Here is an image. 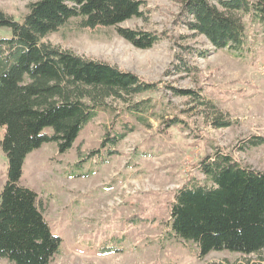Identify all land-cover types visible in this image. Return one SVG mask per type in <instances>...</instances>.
Returning <instances> with one entry per match:
<instances>
[{
  "label": "rangeland",
  "instance_id": "rangeland-1",
  "mask_svg": "<svg viewBox=\"0 0 264 264\" xmlns=\"http://www.w3.org/2000/svg\"><path fill=\"white\" fill-rule=\"evenodd\" d=\"M34 0H0V8L21 20ZM142 17L122 27L163 35L151 48L142 49L122 37L115 26L81 28L72 19L43 38L79 55L98 59L131 71L147 81L162 82L152 99L157 117L150 126L136 123L137 130L118 145V154L83 157L99 148L109 113L90 122L65 153L56 142L29 153L21 183L38 193V200L52 232L62 239L50 264H235L256 255L212 251L199 256L198 245L170 231V210L178 188L208 183L198 168L206 155L221 149L244 167L264 170V30L247 24L243 54L215 50L204 36L181 38L192 32L177 16L173 0H143ZM0 36L9 37L8 28ZM183 45V46H182ZM202 48L205 57L185 52ZM182 57L196 70L180 71ZM193 89L210 100L216 110H203L190 97L178 96L163 85ZM226 114L227 127L215 128L214 119ZM179 117L185 123L167 127L165 120ZM187 125V126H186ZM5 128L0 130L2 139ZM45 133L52 134L47 127ZM81 164V165H79ZM8 159L0 144V191L7 180ZM114 247L117 250L110 251ZM0 259V264H6Z\"/></svg>",
  "mask_w": 264,
  "mask_h": 264
},
{
  "label": "trees",
  "instance_id": "trees-1",
  "mask_svg": "<svg viewBox=\"0 0 264 264\" xmlns=\"http://www.w3.org/2000/svg\"><path fill=\"white\" fill-rule=\"evenodd\" d=\"M173 1L179 5V22L192 32L181 38L204 36L215 50L244 53L248 38L244 17L264 30V0ZM143 5V0H34L21 20L0 8V29L10 30L9 37L0 36V130L5 128L0 144L8 159L7 180L0 191V259L6 264H50L62 244L43 215L38 193L21 183L29 153L49 142H56L60 153L67 152L84 128L106 112L111 120L104 125L99 148L80 154L82 161L98 156L106 161L137 130L136 123L150 126V119L158 116L154 101L140 97L158 91L162 82L147 81L43 38L77 19L81 28L115 26L135 47L148 49L163 35L120 26L142 17ZM185 52L200 57L209 53L191 46H185ZM180 59L178 70H196ZM163 86L190 97L203 110H216L196 90ZM225 115L214 119L215 128L232 124ZM183 122L175 117L166 119L165 125ZM47 127L52 134L45 133ZM250 143L258 146L264 138ZM198 168L210 184L197 182L176 190L170 231L197 244L201 258L227 250L256 255L235 264H264V170L244 167L221 149L203 157Z\"/></svg>",
  "mask_w": 264,
  "mask_h": 264
}]
</instances>
